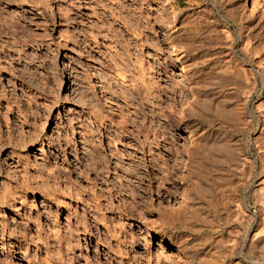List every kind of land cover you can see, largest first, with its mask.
Returning a JSON list of instances; mask_svg holds the SVG:
<instances>
[{
  "label": "rangeland",
  "instance_id": "374dc122",
  "mask_svg": "<svg viewBox=\"0 0 264 264\" xmlns=\"http://www.w3.org/2000/svg\"><path fill=\"white\" fill-rule=\"evenodd\" d=\"M209 113L264 223V0H0V264H184Z\"/></svg>",
  "mask_w": 264,
  "mask_h": 264
},
{
  "label": "bare ground",
  "instance_id": "6f19581e",
  "mask_svg": "<svg viewBox=\"0 0 264 264\" xmlns=\"http://www.w3.org/2000/svg\"><path fill=\"white\" fill-rule=\"evenodd\" d=\"M215 73L218 72L216 71L214 72L213 70L208 75L209 80L204 85V90H205L204 95H206V91H208L209 95L207 94V97L200 99L199 101L200 105L202 103L203 108L209 105V103L212 100L211 94L213 93V90L215 88L217 89L216 82H212L211 80ZM148 94L151 95V93ZM198 95L197 96L200 97V94ZM149 100L152 103V98H150V96H148V101ZM210 114L211 113H209V115ZM209 115L208 116L200 115V116H196L195 119H192L191 122L192 126H194L195 124H199L200 125V127H198L199 129L204 128V130H202V133L198 137L196 136L197 138L196 140L198 142V144L196 143L198 145L197 149H199V154L200 156H202L201 158H204L206 161L215 165L218 172L221 171V174L222 172L226 173L227 177L224 176L223 179L220 174L221 179H219V177L217 176L218 180L212 181L210 180L208 173L206 172V170H208L209 168L204 167L206 168V169H202L203 172L202 174L204 176L201 177L202 179L199 178L197 180V183L199 184V187L201 189L200 208L198 206H197L198 208H195L194 206L192 207V204L195 203V200L197 199L198 196L193 195L189 192L185 196V199L183 200L181 209L179 211L180 215L182 216V219L179 220L180 228L186 233L187 237L189 236L190 237L188 239L184 237L185 239L180 240V238H182L183 236L181 237H177L179 235L174 236L176 234L173 235L172 232L166 230L162 233V236H165L166 240L170 244L177 247L178 250H185L184 251L185 253L183 254L187 253L188 255L184 260V264H194V263L195 264L196 263L197 264H264V246L261 247L257 252H256L257 249L255 248V247L258 248V246L261 243H264L263 241L264 223L258 222L257 224H255L254 227H252L254 223L252 224V220L249 217L250 215L246 213V211L242 207V203H240L239 198L236 196L233 189L234 187L232 188L231 176H229L233 174V170H232L233 168L232 169L230 168V164L229 167H227L229 163L226 162L228 154L222 153V151L226 149H228V152L230 154L233 153L232 147L234 146L231 145V143H228L229 141L225 137V135L227 134L224 133L225 135H223V133L222 134L220 133L222 130H228V128L224 129L225 127H223L221 122H219V124L217 123L219 120L217 118L219 116L217 117V115L216 116H211V115L209 116ZM152 138L153 140H156L157 134ZM147 153H149V155L147 154L149 156L148 159L152 163H154L156 159L155 156H153L150 153V149L148 150ZM223 154L226 155L225 158H222ZM160 159L166 162V160L162 159V157ZM245 159L248 160L247 158ZM225 162L227 163V165H225ZM164 168L162 167L161 170L164 171L166 169ZM241 170L243 169L241 168ZM165 179H166V175H165ZM164 181L165 180L163 178V181L161 182L163 186H164ZM235 190L237 189L235 188ZM211 202L215 203L216 206V208L213 211V214L211 213L210 210ZM262 202H264V200ZM199 211H200V215H199ZM196 220H198L199 223H195ZM250 232H252L251 236H250ZM254 248L256 250H254ZM155 258L158 259L157 257Z\"/></svg>",
  "mask_w": 264,
  "mask_h": 264
}]
</instances>
